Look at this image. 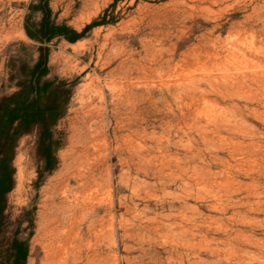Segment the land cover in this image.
Masks as SVG:
<instances>
[{
  "label": "rangeland",
  "instance_id": "374dc122",
  "mask_svg": "<svg viewBox=\"0 0 264 264\" xmlns=\"http://www.w3.org/2000/svg\"><path fill=\"white\" fill-rule=\"evenodd\" d=\"M45 4L83 35L32 37ZM34 79L66 106L52 167L16 138L0 264H264V0H0V98Z\"/></svg>",
  "mask_w": 264,
  "mask_h": 264
},
{
  "label": "trees",
  "instance_id": "16d2710c",
  "mask_svg": "<svg viewBox=\"0 0 264 264\" xmlns=\"http://www.w3.org/2000/svg\"><path fill=\"white\" fill-rule=\"evenodd\" d=\"M44 16L38 23L35 31L28 29V33L41 41L49 40L58 34H65L69 39L75 40L83 35V31L70 28L66 24L50 21L51 8L43 6ZM41 53L35 63V70H47L48 46H40ZM66 88L63 82L53 79L33 80V94L21 93L3 96L0 98V232L4 224L7 207V192L14 184V168L12 158L17 136L32 124L42 120L44 130L41 133V147L47 165L52 167L54 140L51 131L52 123L63 113ZM9 248L13 251L14 259L9 264H24L28 256L29 246L26 240L15 237Z\"/></svg>",
  "mask_w": 264,
  "mask_h": 264
},
{
  "label": "bare ground",
  "instance_id": "6f19581e",
  "mask_svg": "<svg viewBox=\"0 0 264 264\" xmlns=\"http://www.w3.org/2000/svg\"><path fill=\"white\" fill-rule=\"evenodd\" d=\"M76 207L77 206L74 205L72 201H70L68 198L67 185L66 187H64L63 182L62 184L60 183L59 185H55L54 186V220L59 219L60 223L66 224L68 220H71L72 218L76 217V212H77Z\"/></svg>",
  "mask_w": 264,
  "mask_h": 264
}]
</instances>
